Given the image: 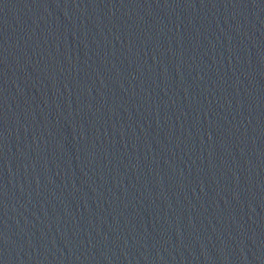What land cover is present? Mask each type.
I'll use <instances>...</instances> for the list:
<instances>
[{"label":"water","instance_id":"1","mask_svg":"<svg viewBox=\"0 0 264 264\" xmlns=\"http://www.w3.org/2000/svg\"><path fill=\"white\" fill-rule=\"evenodd\" d=\"M0 264H264V0H0Z\"/></svg>","mask_w":264,"mask_h":264}]
</instances>
